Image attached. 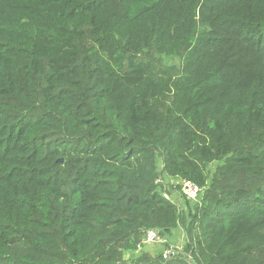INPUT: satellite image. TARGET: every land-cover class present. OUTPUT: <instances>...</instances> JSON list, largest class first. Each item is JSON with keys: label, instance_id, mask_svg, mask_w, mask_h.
<instances>
[{"label": "trees", "instance_id": "trees-1", "mask_svg": "<svg viewBox=\"0 0 264 264\" xmlns=\"http://www.w3.org/2000/svg\"><path fill=\"white\" fill-rule=\"evenodd\" d=\"M0 264H264V0H0Z\"/></svg>", "mask_w": 264, "mask_h": 264}, {"label": "built area", "instance_id": "built-area-1", "mask_svg": "<svg viewBox=\"0 0 264 264\" xmlns=\"http://www.w3.org/2000/svg\"><path fill=\"white\" fill-rule=\"evenodd\" d=\"M156 182H162V180L158 178ZM172 183L174 184V187L179 185V190L177 191L174 189L172 192H177L179 193V195L185 197L188 200L196 201L198 196L201 194V188L190 180H173ZM164 195L167 197L166 192H164ZM142 242H144L145 244L158 243L163 245L161 256L166 259L178 253V251H180L182 248V246H179V244L168 242L165 237L159 234L158 230L153 228L146 230Z\"/></svg>", "mask_w": 264, "mask_h": 264}, {"label": "rangeland", "instance_id": "rangeland-1", "mask_svg": "<svg viewBox=\"0 0 264 264\" xmlns=\"http://www.w3.org/2000/svg\"><path fill=\"white\" fill-rule=\"evenodd\" d=\"M170 62L171 63L175 62L176 64H178L177 60H170ZM166 194H167V197L173 199L177 203H178V199L180 200L181 198L179 196V193L177 192H171V193L166 192ZM183 239L184 238L180 231H175V238L173 240H168L167 238L168 242L179 244V246L183 244ZM162 249H163V245L161 244H158V243L145 244L144 242L141 241L136 248L123 250L122 255L124 259L131 260L132 258H135L136 254H141V253H147L150 256H155L157 254H160ZM178 257L179 258L183 257V255H179Z\"/></svg>", "mask_w": 264, "mask_h": 264}, {"label": "crops", "instance_id": "crops-1", "mask_svg": "<svg viewBox=\"0 0 264 264\" xmlns=\"http://www.w3.org/2000/svg\"><path fill=\"white\" fill-rule=\"evenodd\" d=\"M183 236V233H182ZM168 238V240H173L175 238V232L172 235L166 236ZM177 237V235H176Z\"/></svg>", "mask_w": 264, "mask_h": 264}]
</instances>
